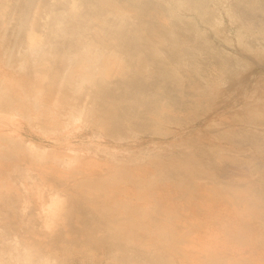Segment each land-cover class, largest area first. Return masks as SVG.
Here are the masks:
<instances>
[{
	"label": "rangeland",
	"instance_id": "374dc122",
	"mask_svg": "<svg viewBox=\"0 0 264 264\" xmlns=\"http://www.w3.org/2000/svg\"><path fill=\"white\" fill-rule=\"evenodd\" d=\"M263 22L264 0H0V101L83 108L0 147V264H264Z\"/></svg>",
	"mask_w": 264,
	"mask_h": 264
},
{
	"label": "bare ground",
	"instance_id": "6f19581e",
	"mask_svg": "<svg viewBox=\"0 0 264 264\" xmlns=\"http://www.w3.org/2000/svg\"><path fill=\"white\" fill-rule=\"evenodd\" d=\"M72 4L70 5L71 7H72V10H73V8H74V2L72 1L71 2ZM141 6V5H140ZM143 6H144V4H143ZM151 6V5H150ZM155 7H157V6H155ZM143 8V7H142ZM158 8V7H157ZM107 9V8H106ZM106 9H105V11H106ZM147 9V8H146ZM159 9V8H158ZM101 10V9H100ZM160 10V9H159ZM227 10V9H226ZM235 10V9H234ZM103 11V10H102ZM105 11H104V13H105ZM162 11V10H161ZM248 11V10H247ZM246 11V12H247ZM151 12V11H150ZM243 12V11H242ZM98 13V12H97ZM101 13V12H100ZM107 13V12H106ZM236 13V12H235ZM251 13V12H250ZM109 14H110V12H109ZM249 14V13H248ZM255 14V13H254ZM253 14V15H254ZM97 15V14H96ZM106 15V14H105ZM162 16H164V15H162ZM241 16V15H240ZM252 16V15H251ZM241 18H242V16H241ZM250 18V17H249ZM252 18V17H251ZM256 18V17H255ZM259 18V17H258ZM258 18H256V19H258ZM245 19H247V18H245ZM244 19V20H245ZM247 20H249V19H247ZM247 20H246V22H247ZM251 20V19H250ZM263 21V20H262ZM255 22V21H254ZM259 22V21H258ZM256 23V22H255ZM264 23V22H263ZM242 24V23H241ZM64 25H66V24H64ZM245 25V24H244ZM257 25V24H256ZM172 26V25H171ZM253 26V25H252ZM66 27V26H65ZM240 27V26H239ZM246 27H248V26H246ZM245 27V28H246ZM262 27V26H261ZM247 29V28H246ZM64 30V29H63ZM170 30V29H169ZM72 31V30H71ZM94 31V30H93ZM95 31H97V29L95 30ZM99 31V30H98ZM97 31V32H98ZM165 31V30H164ZM169 32V31H168ZM260 32V31H259ZM264 32V31H263ZM175 33H177V32H175ZM100 34V33H99ZM258 34V33H257ZM95 35V34H94ZM98 35V34H97ZM96 36V35H95ZM170 36H171V34H170ZM258 36V35H257ZM97 37V36H96ZM101 38V37H100ZM159 39V38H158ZM160 40H161V38H160ZM165 40V39H164ZM86 41V40H85ZM159 41V40H158ZM157 41V42H158ZM171 41V40H170ZM88 42H90V41H88ZM92 42V41H91ZM90 42V44H92ZM114 42V41H113ZM77 43V42H76ZM84 43H86V42H84ZM164 43H166V42H164ZM79 44V43H78ZM168 44V43H167ZM170 44V43H169ZM176 44V43H175ZM94 45V44H93ZM38 46V45H37ZM87 46H89V44L87 45ZM86 46V47H87ZM97 46V45H96ZM39 48V47H38ZM85 48V45H84V47H83V49ZM89 48H91V47H88V49L87 50H89ZM93 48H94V46H93ZM96 48V47H95ZM86 49V48H85ZM84 49V50H85ZM97 49V48H96ZM86 50V51H87ZM101 50V49H100ZM99 50V51H100ZM88 52V51H87ZM86 52V53H87ZM80 53V52H79ZM84 53H85V51H84ZM84 53H81L82 54V58L83 59H80L81 60V62H79L80 63V65L83 67V69H82V75H85V74H88V73H91V71H92V73L93 74H95L98 70H99V67L98 66H100L102 63H103V61H102V63L101 64H97V62H99L98 61V59H100V58H98V59H96L97 58V56L98 55H95L97 52H95L93 49L92 50H90L89 51V53H91V54H89V53H85L86 55H88V57H86V58H88V59H85L84 60V58H85V54ZM101 53V52H100ZM104 53V52H103ZM80 54V55H81ZM102 54V53H101ZM63 55V54H62ZM79 55V56H80ZM64 56V55H63ZM62 56V57H63ZM66 56V55H65ZM77 56H78V54H77ZM106 56V55H105ZM61 57V58H62ZM104 57V56H103ZM114 57V56H113ZM187 57H189V56H187ZM80 58H81V56H80ZM115 58V57H114ZM180 58V57H179ZM68 60V58L66 57L64 60ZM196 59V58H195ZM66 60V61H67ZM97 60V61H96ZM104 60V59H103ZM108 60V59H107ZM191 60H193V59H191ZM198 60V59H197ZM196 60V61H197ZM69 62L68 63H70V60H68ZM95 61H96V64L94 65V63H95ZM109 61V60H108ZM90 62H93V64L92 65H89L90 64ZM105 63H107L106 62V59H105V61H104ZM115 62V61H114ZM137 62V61H136ZM178 62V61H177ZM177 62H176V64H177ZM182 62H183V60H182ZM117 63V62H116ZM66 64H67V62H66ZM104 64V63H103ZM98 65V66H97ZM120 65V64H119ZM193 65V64H192ZM209 65V64H208ZM102 66V65H101ZM108 66V65H107ZM183 66V65H182ZM185 66V65H184ZM183 66V67H184ZM106 67V66H105ZM195 67V65H193L192 66V68H194ZM199 67V66H198ZM111 68V67H110ZM177 68V67H176ZM197 68V67H196ZM210 68H211V66H210ZM98 69V70H97ZM199 69V68H198ZM97 70V71H96ZM194 72V71H193ZM212 72H213V70H212ZM187 73V72H186ZM189 73H190V71H189ZM196 71H195V75H196ZM211 74V73H210ZM23 77V76H22ZM21 77V78H22ZM84 77V76H83ZM193 78V77H192ZM201 78V77H200ZM207 78V77H206ZM197 79V78H196ZM25 80V79H24ZM24 80H22V82L24 81ZM194 80V79H193ZM198 80H199V77H198ZM26 81V80H25ZM21 82V81H20ZM21 82V83H22ZM200 82V81H199ZM12 83V82H11ZM13 84H15V83H13ZM16 84H18L19 85V83H17L16 82ZM23 84V83H22ZM28 83H26L25 85H27ZM206 84V83H205ZM195 85V84H194ZM208 85H210V84H208ZM21 86V85H20ZM20 86L19 87H17V88H15L14 87V93L16 92L15 90L16 89H18L19 88V90L22 88H24L25 86L24 85H22L21 86V88H20ZM24 86V87H23ZM197 86V85H196ZM22 89H21V91H22ZM21 91H19V93L21 92ZM13 92V91H12ZM23 92V91H22ZM13 93V94H14ZM19 93L18 94H16V95H19ZM8 94V93H7ZM10 94V93H9ZM12 94V95H13ZM11 95V96H12ZM1 96H4V95H1ZM39 96V95H38ZM8 100H6V98H4L3 99V101L1 102L0 101V147L1 148H3L4 147V145H5V147H7V149L9 150H12V149H14V148H8V145L6 146V144L5 143H12L11 145H10V147H13L12 145H14L13 143H15L14 142V140L15 141H18V139H20L19 141H21L22 139L20 138L21 136L19 135V129H20V126H21V121L22 120H25V118H26V120H28V122L29 121H31L33 118V122H35V119H37V121L40 123V124H45V125H47V123H50V124H58V123H62V122H64V120L65 119H69V120H72V123H74V124H76V123H78V122H80V118H81V114L83 113V108L81 109V110H78L79 112L77 113V108H78V106L75 104V103H73V104H71L69 107H68V109H67V112L69 113V114H66L67 115V117L66 118H64V119H61L60 118V114H57V111H55V110H53L52 109V107H50L52 110H50V111H47V110H45L41 105H44L45 104V106H46V104H47V102L45 103V100H43L42 99V97H35V95L33 96L34 97V99L33 100H27L28 98H26V96H23V99H21V97H16V96H12V97H16L15 99L14 98H11V97H7V96H5ZM1 98V97H0ZM24 98H26V99H24ZM254 99V98H253ZM18 100H21V103H19L18 102ZM244 100V99H243ZM247 104V103H246ZM249 104V103H248ZM48 105V104H47ZM255 105V104H254ZM258 105V104H257ZM261 105H262V103H261ZM260 105V106H261ZM199 106H200V103H199ZM256 107V106H255ZM34 109V111L36 110V111H39L40 112V117L39 116H35L34 117V115H33V113L32 114H30L33 110L32 109ZM46 108H49V106H46ZM262 108V107H261ZM80 109V108H79ZM253 109V108H252ZM29 110H31V112H29ZM6 111H8L9 112V115H5L4 114V112H6ZM33 111V112H34ZM36 111H35V113H36ZM7 113V112H6ZM34 113V114H35ZM42 113V114H41ZM79 113H81L80 115L81 116H79V115H77V114H79ZM88 113H89V111H88ZM85 114V113H84ZM30 115H33V116H30ZM36 115V114H35ZM39 115V114H38ZM30 117L32 118L31 120H30ZM39 117V118H38ZM241 117V116H240ZM22 119V120H21ZM263 119V118H262ZM242 120V119H241ZM36 121V122H37ZM248 121H250V120H248ZM25 122V121H24ZM32 122V121H31ZM35 122V123H36ZM37 122V123H38ZM245 122H247V121H245ZM244 122V123H245ZM30 123V122H29ZM36 123V124H37ZM226 123H227V121H226ZM35 124V125H36ZM221 124V123H220ZM248 124V123H247ZM63 125H65L66 126V123L65 124H63ZM36 127H39V125L38 126H36ZM64 127V126H63ZM217 128H218V126H217ZM232 128H234L233 126H232ZM59 129V128H58ZM65 129V128H64ZM222 129V128H221ZM245 129V128H244ZM57 130V129H56ZM63 130V129H62ZM223 130V129H222ZM226 130H228V129H226ZM52 131V130H51ZM60 131V130H59ZM69 131V130H68ZM67 131V132H68ZM229 131V130H228ZM243 131V130H242ZM221 131H218V133H220ZM223 132V131H222ZM232 132H233V130H232ZM241 132V131H240ZM253 132H254V130H253ZM48 133V132H47ZM50 133V132H49ZM69 133V132H68ZM226 133V132H225ZM243 133V132H242ZM257 133V132H256ZM45 134V133H44ZM228 134V133H227ZM229 134H230V132H229ZM231 134H234V133H231ZM236 134V133H235ZM238 134V133H237ZM240 134V133H239ZM250 134V133H249ZM259 134V133H258ZM241 135V134H240ZM17 136H19V138H17ZM229 136V135H228ZM245 136V135H244ZM254 136V135H253ZM224 137H226V136H224ZM252 138V137H251ZM17 139V140H16ZM230 139V138H229ZM232 139V138H231ZM231 139H230V142H231ZM247 139V138H246ZM238 140V139H237ZM237 142V141H236ZM19 143V142H18ZM20 143H22V141L20 142ZM233 143V142H232ZM25 144V143H24ZM27 144V143H26ZM18 145V144H17ZM29 145H31V143H29ZM26 146V145H25ZM24 146V148H26ZM32 147H33V145H31ZM31 146H28L27 145V148L29 147H31ZM258 146V145H257ZM14 147H16L15 149L16 150H18L19 148H18V146H14ZM0 148V149H1ZM18 148V149H17ZM22 148V147H21ZM34 148V147H33ZM7 149L5 148V151H7ZM14 149V150H15ZM36 149V148H35ZM35 149H34V151H35ZM38 149V148H37ZM41 149H42V146H41ZM261 149V148H260ZM4 150V149H3ZM9 150V151H10ZM30 150V149H29ZM33 150V149H32ZM47 150V149H46ZM9 151H7V153H10ZM33 151V152H34ZM38 151H40V150H38ZM43 152H44V150H42ZM256 151V150H255ZM36 153H37V150L35 151ZM46 152V151H45ZM257 152V151H256ZM39 153H41V152H39ZM261 153V152H260ZM61 154V153H60ZM39 155V154H38ZM42 155V154H41ZM43 155H44V153H43ZM55 155V159H56V157H57V162H56V160L54 161L53 160V158H52V161L53 162H55V163H57L58 165L60 164V166L61 165H63V164H66V160H65V158H66V156H63V155H61V156H63V158L62 157H59L60 155H59V153H58V155L56 156V154H53V156ZM69 156V158L71 157L70 155H68ZM59 157V158H58ZM78 157V156H77ZM82 158H84L83 156H81ZM80 157V158H81ZM42 158V157H41ZM68 157H67V159H69ZM70 159H72V161H74V159L73 158H70ZM79 159V158H78ZM82 160H84V159H82ZM51 161V162H52ZM79 161V160H78ZM76 162H77V159H76ZM83 162V161H82ZM79 163H81L80 161H79ZM85 163V162H84ZM52 164V163H51ZM73 164H74V162H73ZM72 163L71 164H68L69 166L71 165V167H72V165H73ZM89 164V163H88ZM87 164V165H88ZM54 164H52V166H53ZM75 165H77V163L75 164ZM81 164H79V166H80ZM57 166V165H56ZM59 166V167H60ZM74 166V165H73ZM82 166V165H81ZM80 166V167H81ZM53 167H55V166H53ZM59 167H57V168H59ZM75 167V166H74ZM77 167V166H76ZM79 167V168H80ZM104 167V166H103ZM78 168V169H79ZM92 168V167H91ZM78 169H76V170H78ZM80 169H82V168H80ZM61 170V169H60ZM73 170H74V168H73ZM76 170L74 171V172H76ZM81 172V171H80ZM190 173V172H189ZM188 173V174H189ZM115 174V173H114ZM84 175V174H83ZM193 175H194V173H193ZM116 176V175H115ZM118 176V175H117ZM237 182V181H236ZM243 183V182H242ZM235 184V183H234ZM241 186V185H240ZM245 187V186H244ZM126 188V187H125ZM262 189V188H261ZM52 196H55L53 199H51V201H50V203L47 205V207H51V213H50V216L52 215V214H54L58 209H60L59 208V204L62 202V200L61 199H59V200H61L60 202H59V200L57 199V194L55 195H52ZM60 207H62V204H61V206ZM132 207V206H131ZM130 207V208H131ZM135 208V207H134ZM133 208V209H134ZM262 208H264L263 206H262ZM48 210H49V212H50V208H48ZM48 210H46V212L48 211ZM45 211V210H44ZM60 211H61V209H60ZM135 211V210H134ZM58 212V211H57ZM264 212V211H263ZM60 213V212H59ZM264 214V213H263ZM263 214H261L262 215V217H264L263 216ZM49 214H47V216H48ZM54 215H56V214H54ZM54 215H52V216H54ZM144 215V214H143ZM45 216H46V214H45ZM44 216V217H45ZM58 216V215H57ZM56 216V217H57ZM170 216H172V215H170ZM154 217V216H153ZM152 218V217H151ZM155 218V217H154ZM142 219V221H140V220H138V221H133V219H132V222H129V223H131L132 225H130L131 227L132 226H134L135 225V227L134 228H136V230L139 228V229H141V227L140 226H143L144 225V223H145V220H143L144 218H141ZM181 219V218H180ZM48 220V219H47ZM46 220V221H47ZM173 220V219H172ZM174 220H176V219H174ZM173 220V221H174ZM148 221V220H147ZM144 222V223H143ZM45 224H46V222H44ZM49 223H51V222H49ZM141 223V224H140ZM158 223V222H157ZM160 223V222H159ZM171 223V222H170ZM128 224V223H127ZM185 224V223H184ZM47 225V224H46ZM125 225L126 224H122V225H118V236L120 237V240H123V239H127V240H124L125 242H131L132 241V243L133 242H135V240H134V238H132L131 237V241H130V239H128L130 236H129V234H126L125 233V235H128V238L125 236V238L123 237L124 236V234L122 235V237L120 236V234L121 233H123L122 231H123V227H125ZM162 225V224H161ZM160 225V226H161ZM179 225V224H178ZM126 226H128V225H126ZM130 226H128V228L130 227ZM145 226V225H144ZM163 226H165V225H163ZM184 226V225H183ZM121 227H122V229H121ZM138 227V228H137ZM142 228H144V227H142ZM168 228V227H167ZM125 229V228H124ZM163 229H165V228H163ZM122 230V231H121ZM135 230V231H136ZM126 231V230H125ZM124 231V232H125ZM131 232V231H130ZM137 232V231H136ZM135 232V233H136ZM163 232V231H162ZM171 232V231H170ZM173 232V231H172ZM163 233H165V231L163 232ZM239 233H241V232H239ZM137 234V233H136ZM139 234V233H138ZM140 234H142V233H140ZM162 234V233H161ZM180 234V233H179ZM178 234V235H179ZM165 235H167V234H165ZM210 235V234H209ZM141 236V235H140ZM146 236V235H145ZM145 236H144V238H145ZM211 236H216V235H211ZM139 237V236H138ZM147 237V236H146ZM149 237V236H148ZM154 236L152 235V238H153ZM218 237V236H217ZM216 237V238H217ZM143 238V239H144ZM171 238V237H170ZM173 238V237H172ZM215 238V239H216ZM238 238H240V237H238ZM147 239V238H146ZM150 239V238H149ZM162 239V238H161ZM223 239V238H222ZM222 239H221V241H222ZM187 240V239H186ZM217 240H218V238H217ZM164 241V240H163ZM194 241V240H193ZM219 242H220V239L218 240ZM145 242H147V241H145ZM149 243H150V241H148ZM189 242H190V240H189ZM188 242V243H189ZM212 242H213V240H212ZM214 242L216 243L217 241H215L214 240ZM222 242H224V241H222ZM222 242H221V244H222ZM237 242V241H236ZM149 243H147V244H149ZM156 243H158L157 241H156ZM187 243V244H188ZM195 243V242H194ZM215 243H212V244H214L215 245ZM169 244V243H168ZM174 244H176V243H174ZM202 244V243H201ZM208 244V243H207ZM210 245H211V243H209ZM208 244V245H209ZM225 244V243H224ZM150 245H151V243H150ZM197 245V244H196ZM204 245H206V243H204L203 245H202V250H203V247H205ZM208 245H207V247H208ZM209 245V246H210ZM132 246H134V245H132ZM213 246V245H212ZM215 246H217V244L215 245ZM214 246V247H215ZM225 246V245H224ZM148 248V247H147ZM187 249L188 248H190V245H189V247L187 246L186 247ZM193 248H195V247H193L192 246V249ZM200 248V247H199ZM206 248V247H205ZM210 248V247H209ZM149 249V248H148ZM195 250H196V248H195ZM214 250V249H213ZM212 250V251H213ZM217 250V249H216ZM221 250V249H220ZM163 251V250H162ZM171 251V250H170ZM194 251V250H193ZM197 251V250H196ZM222 251V250H221ZM166 252H168V251H166ZM175 252V251H174ZM181 252V251H180ZM184 252V251H183ZM188 252V251H187ZM199 252H200V250H199ZM202 253L204 252V251H201ZM158 253V252H157ZM156 253V254H157ZM252 253V252H251ZM250 253V254H251ZM192 254H195V252L194 253H192ZM199 254V253H198ZM206 254V253H205ZM219 254H220V252H219ZM218 254V255H219ZM224 254H225V252H224ZM160 255V254H159ZM187 255H188V253H187ZM235 255V254H234ZM243 255V254H242ZM15 256V255H14ZM162 256V255H161ZM166 256H170V254H167ZM176 256V255H175ZM193 256V255H192ZM197 256V255H196ZM201 256V255H200ZM222 256H223V254H222ZM226 256H228V255H226ZM225 256V257H226ZM229 256H230V254H229ZM236 256H237V258L238 257H240V256H238L237 255V253H236ZM16 257V256H15ZM154 257H156V256H154ZM160 257V256H159ZM158 257V258H159ZM184 257V256H183ZM198 257H199V255H198ZM197 257V258H198ZM205 257V256H204ZM217 257H219V256H217ZM232 257V256H231ZM18 258V257H17ZM125 258V257H124ZM167 258V257H166ZM169 258V257H168ZM248 258V257H247ZM259 258H260V256H259ZM179 259V258H178ZM182 259V258H181ZM186 259V258H185ZM25 260V259H24ZM184 260V259H183ZM209 260V259H208ZM219 260V259H218ZM242 260V259H241ZM249 260H251V259H249ZM28 261V260H27ZM43 261V260H42ZM189 261V260H188ZM199 261V260H198ZM197 261V262H198ZM16 262V261H15ZM31 262V261H30ZM40 262V261H39ZM226 262H228V261H226ZM17 263V262H16ZM47 263V262H46ZM176 263H180V262H176ZM193 263H194V261H193ZM221 263V262H220ZM234 263V262H233ZM243 263V262H242ZM245 263V262H244ZM3 264H4V262H3ZM6 264H7V262H6ZM39 264V263H38ZM165 264V263H164ZM170 264V263H169ZM183 264H185V263H183ZM187 264H189V263H187ZM257 264V263H256Z\"/></svg>",
	"mask_w": 264,
	"mask_h": 264
}]
</instances>
